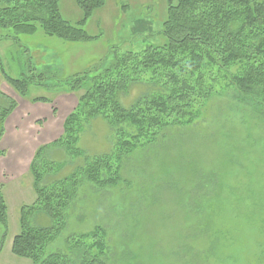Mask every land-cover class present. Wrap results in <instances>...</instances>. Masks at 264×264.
<instances>
[{
    "label": "rangeland",
    "instance_id": "obj_1",
    "mask_svg": "<svg viewBox=\"0 0 264 264\" xmlns=\"http://www.w3.org/2000/svg\"><path fill=\"white\" fill-rule=\"evenodd\" d=\"M59 6L60 16L77 27L83 16L75 0H60ZM166 9V0H104L81 26L91 41L67 43L37 27L33 36L19 37L20 43L0 41V59L12 79L30 70L52 75L47 87L29 86L28 95L51 99L58 109L54 125L85 89L56 95L59 90L51 86L99 67L112 56L111 49L139 52L167 43L162 33ZM11 33L0 29V35ZM7 89L0 75V90ZM154 91L133 85L118 100L130 109ZM201 104L191 125L165 130L154 145L123 160L117 187L96 188L82 179L66 210V229L49 252L67 255L69 239L102 228L106 264H264V108L240 101L231 88ZM84 125L80 151L89 158L109 155L116 141L108 124L96 117ZM61 136V131L50 133L53 142L43 154L54 169L46 184L71 176L85 161L53 144ZM7 202L0 264H31L13 256L10 246L20 232V209L32 202L26 196ZM30 222L36 228L52 225L38 212L31 213Z\"/></svg>",
    "mask_w": 264,
    "mask_h": 264
},
{
    "label": "trees",
    "instance_id": "obj_2",
    "mask_svg": "<svg viewBox=\"0 0 264 264\" xmlns=\"http://www.w3.org/2000/svg\"><path fill=\"white\" fill-rule=\"evenodd\" d=\"M162 33L167 43L139 52L112 56L99 67L51 87L67 93L81 92L72 113L63 124L62 136L53 144L71 158L85 157L78 148L84 124L100 117L112 131L115 141L109 155L85 157L84 164L58 182L46 184L54 170L39 149L30 168L36 198L20 209V232L13 237L11 253L31 264H106L105 232L95 228L89 234L68 240L67 255L50 253L49 246L66 229V210L76 198L80 181L101 189L122 182V161L143 148L151 147L167 129L185 128L199 117L198 105L223 88L237 92L240 101H252L264 108V0H166ZM60 0H0V41L17 43L21 36H33L39 27L45 35L67 43L91 41L81 26L91 13L104 6V0H75L83 19L76 26L60 16ZM110 58V59H108ZM109 65H106L108 61ZM0 75L22 98L31 85L47 87L52 78L30 70L21 79L8 77L0 59ZM55 75V74H54ZM55 78L56 75H55ZM146 85L154 92L141 97L130 109L118 100L133 85ZM84 85H87L84 88ZM55 89V90H56ZM4 98L0 123L13 112L16 103ZM49 101L37 98L34 100ZM2 131L0 137H2ZM4 153L0 151V157ZM44 213L48 228H36L31 213ZM7 204L0 192V251L8 230Z\"/></svg>",
    "mask_w": 264,
    "mask_h": 264
},
{
    "label": "crops",
    "instance_id": "obj_3",
    "mask_svg": "<svg viewBox=\"0 0 264 264\" xmlns=\"http://www.w3.org/2000/svg\"><path fill=\"white\" fill-rule=\"evenodd\" d=\"M4 41L12 42L11 40ZM8 87L10 90L7 89L6 92L0 90V93L15 102L16 106L13 112L6 117L4 124L0 123V132H3L0 137V151L4 153L0 157V192L7 204V214L9 210L7 201H13L18 197L22 199L26 196L32 204L34 203L36 194L30 166L39 149L48 147L49 143L53 142V139H50V133L54 130L62 132L64 119L72 113L78 102L77 94L73 96L75 98H72V103L66 110L67 116L57 124L54 122L53 125L51 119L57 116L58 109L55 108L50 98H42L49 103L35 102L34 100L40 97L34 98L28 95L22 98L17 93L15 95V90L9 85ZM57 92L56 95L76 94V92L67 93L62 90ZM5 103L6 100L0 97V108Z\"/></svg>",
    "mask_w": 264,
    "mask_h": 264
}]
</instances>
